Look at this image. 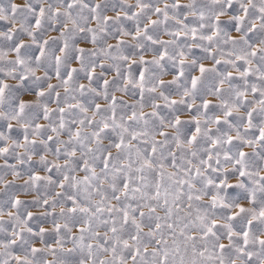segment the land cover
I'll list each match as a JSON object with an SVG mask.
<instances>
[{"label": "clouds", "instance_id": "obj_1", "mask_svg": "<svg viewBox=\"0 0 264 264\" xmlns=\"http://www.w3.org/2000/svg\"><path fill=\"white\" fill-rule=\"evenodd\" d=\"M261 133L264 0H0V264H264Z\"/></svg>", "mask_w": 264, "mask_h": 264}, {"label": "snow or ice", "instance_id": "obj_2", "mask_svg": "<svg viewBox=\"0 0 264 264\" xmlns=\"http://www.w3.org/2000/svg\"><path fill=\"white\" fill-rule=\"evenodd\" d=\"M204 69H203V66L201 67V71H203ZM142 78V77H141ZM193 84H195V81H193ZM197 131H199L198 129H197ZM261 135L262 136H264V133H261ZM120 145H117V147H119ZM241 175H243V173H241ZM125 187H127V185H125ZM260 215L261 216H264V211H261V213H260ZM246 235V234H245Z\"/></svg>", "mask_w": 264, "mask_h": 264}]
</instances>
